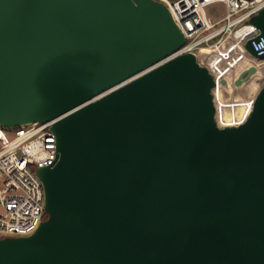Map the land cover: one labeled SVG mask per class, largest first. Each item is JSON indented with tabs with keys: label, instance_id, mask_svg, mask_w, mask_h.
Instances as JSON below:
<instances>
[{
	"label": "water",
	"instance_id": "obj_1",
	"mask_svg": "<svg viewBox=\"0 0 264 264\" xmlns=\"http://www.w3.org/2000/svg\"><path fill=\"white\" fill-rule=\"evenodd\" d=\"M185 43L156 0H0V126L55 121L58 151L0 264H264V86L238 125L214 92L258 69L232 86Z\"/></svg>",
	"mask_w": 264,
	"mask_h": 264
},
{
	"label": "built area",
	"instance_id": "obj_2",
	"mask_svg": "<svg viewBox=\"0 0 264 264\" xmlns=\"http://www.w3.org/2000/svg\"><path fill=\"white\" fill-rule=\"evenodd\" d=\"M156 1L169 8L185 34L186 43L174 56L195 53L200 57L203 50H209L224 60L226 44L232 41L234 48L240 44L236 54L245 52L249 66H255L257 74L264 79V58L257 59L245 49V44L252 41L258 55L264 56V35L256 41L261 32L250 23L264 8V0ZM217 3L224 5L225 15L210 17L207 9ZM204 66L215 74L209 66ZM54 122H36L15 129L0 126V239L30 236L48 218L45 189L37 170L57 161Z\"/></svg>",
	"mask_w": 264,
	"mask_h": 264
},
{
	"label": "rangeland",
	"instance_id": "obj_3",
	"mask_svg": "<svg viewBox=\"0 0 264 264\" xmlns=\"http://www.w3.org/2000/svg\"><path fill=\"white\" fill-rule=\"evenodd\" d=\"M210 17L221 18L225 15V7L221 3L212 5L207 9ZM233 42H229L225 47L224 60L215 54L203 53L199 60L202 64L209 66L214 72L217 79L226 78L231 85L238 74L248 64L243 57L237 56L236 51L240 49V44L233 46ZM243 54L247 57L245 52ZM264 86V79L260 77H252V79L241 87L233 86L231 90H226L219 85L215 89V98L217 106V119L220 126L238 125L246 119L252 108L255 97Z\"/></svg>",
	"mask_w": 264,
	"mask_h": 264
},
{
	"label": "bare ground",
	"instance_id": "obj_4",
	"mask_svg": "<svg viewBox=\"0 0 264 264\" xmlns=\"http://www.w3.org/2000/svg\"><path fill=\"white\" fill-rule=\"evenodd\" d=\"M242 32H243V31L239 32L238 35L241 34ZM235 44H236V43H235ZM236 45H237V44H236ZM203 53H206V54H207V53H211V52H210L209 50H203V51H202V54H203ZM240 54H241V53H237V56H241V57H243V58L247 61V62H245V63L248 64V66H249V65L251 64L249 58L246 57L244 54H242V55H240ZM248 66H247V67H248ZM262 70H263V69H262ZM263 71H264V70H263ZM255 76H256V77H260V74H257V75H255ZM261 78H263V77L261 76Z\"/></svg>",
	"mask_w": 264,
	"mask_h": 264
}]
</instances>
